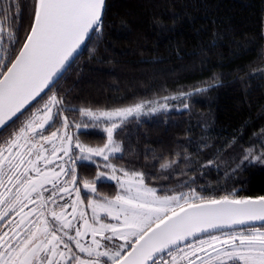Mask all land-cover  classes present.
I'll return each instance as SVG.
<instances>
[{
  "label": "snow or ice",
  "instance_id": "obj_1",
  "mask_svg": "<svg viewBox=\"0 0 264 264\" xmlns=\"http://www.w3.org/2000/svg\"><path fill=\"white\" fill-rule=\"evenodd\" d=\"M105 5L106 0H32L22 45L15 23L6 26L7 14L0 20V130L20 121L0 143V264H264V195L208 197L195 189L158 195L143 171L112 162L123 151L115 134L125 121L166 110L168 100L191 93L163 97V103L82 106L80 120L71 123L55 93L31 111L90 33H102ZM72 127L100 129L106 140L90 146ZM260 148L259 154L246 150L241 163L264 165V144ZM77 161L96 165L95 177L78 175ZM104 179L118 190L98 199ZM256 222L261 226H252Z\"/></svg>",
  "mask_w": 264,
  "mask_h": 264
},
{
  "label": "trees",
  "instance_id": "obj_2",
  "mask_svg": "<svg viewBox=\"0 0 264 264\" xmlns=\"http://www.w3.org/2000/svg\"><path fill=\"white\" fill-rule=\"evenodd\" d=\"M31 3L0 0V20L7 14L6 26L15 23L21 45ZM53 93L63 98L70 123L80 120L82 106L163 103L191 93L125 121L115 134L123 151L112 161L143 171L158 195L190 189L208 197L264 195V165L241 163L246 150L259 154L264 144V0H106L102 33H92L31 111ZM19 126L2 131L0 143ZM77 132L93 147L106 140L100 129ZM164 163L170 166L162 169ZM82 167V177H94L96 165ZM98 192L112 197L116 187L100 182Z\"/></svg>",
  "mask_w": 264,
  "mask_h": 264
},
{
  "label": "rangeland",
  "instance_id": "obj_3",
  "mask_svg": "<svg viewBox=\"0 0 264 264\" xmlns=\"http://www.w3.org/2000/svg\"><path fill=\"white\" fill-rule=\"evenodd\" d=\"M43 104V103H42ZM41 104V105H42ZM36 110V109H35ZM34 110V111H35ZM146 113H151V112H146ZM145 113V114H146ZM62 123V120L60 119V118H58L57 120H56V125H60ZM19 128V127H18ZM17 128V129H18ZM51 130H55V126L53 127V129H50L49 131H51ZM71 132H72V134L75 136L78 132H77V130L74 128V127H72V128H70L69 129ZM77 132V133H76ZM102 146V145H101ZM47 147H50V146H47ZM73 152H75V153H78V150L77 149H73ZM100 164H103L104 163V161L103 160H101L99 157H96L95 158ZM65 160H67V157H65ZM113 163H114V161H112ZM56 163H59V161H56ZM76 164H77V173H78V175H80V176H82L83 174H85V169H84V167H82V164H90V165H92V163H90V162H85V161H77L76 162ZM94 165V164H93ZM53 167H54V165H53ZM104 171H108L107 169H104ZM95 174H96V170L94 171V177H95ZM87 175V174H86ZM93 177V178H94ZM100 182H111V183H113L114 185H115V187H116V192H117V186H116V183L114 182V181H109V180H107V179H104V180H102V181H99L98 182V184L100 183ZM48 187H50V185L48 186ZM80 187L82 188L83 186L82 185H80ZM48 193H45V195H47ZM82 195L83 196H88V195H91V194H89V193H86V192H83L82 193ZM73 198H74V194H73ZM98 199H102L103 197H101V196H98L97 197ZM29 207H31V205L29 206ZM69 211H70V209H69ZM88 214L89 215H91V212H90V210H89V212H88ZM7 219V218H6ZM98 239H99V237H97ZM85 239L86 240H88V239H90V237H85Z\"/></svg>",
  "mask_w": 264,
  "mask_h": 264
},
{
  "label": "water",
  "instance_id": "obj_4",
  "mask_svg": "<svg viewBox=\"0 0 264 264\" xmlns=\"http://www.w3.org/2000/svg\"><path fill=\"white\" fill-rule=\"evenodd\" d=\"M92 35V33H90L89 37L86 39L85 43L83 45H81L80 49L74 54V57L72 59V61L69 62L68 65H66L65 69L61 72V74H59L56 79L54 80V84L60 79V77L66 72V70L69 68V66L73 63V61L76 59V57L82 52L85 44L87 43V41L89 40L90 36ZM53 86H50V88ZM48 91V89L45 90V93ZM45 93H42L41 96H43ZM40 98L38 97L37 100H39ZM36 103L35 101L33 102V104ZM19 115V114H18ZM3 130H0V133ZM254 227L257 226H261V222H256L254 225H252ZM224 231H229L228 229H225Z\"/></svg>",
  "mask_w": 264,
  "mask_h": 264
},
{
  "label": "flooded vegetation",
  "instance_id": "obj_5",
  "mask_svg": "<svg viewBox=\"0 0 264 264\" xmlns=\"http://www.w3.org/2000/svg\"><path fill=\"white\" fill-rule=\"evenodd\" d=\"M25 211H28V209L26 208ZM18 219V218H17Z\"/></svg>",
  "mask_w": 264,
  "mask_h": 264
}]
</instances>
